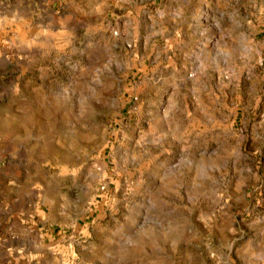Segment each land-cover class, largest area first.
Returning <instances> with one entry per match:
<instances>
[{
	"label": "rangeland",
	"instance_id": "obj_1",
	"mask_svg": "<svg viewBox=\"0 0 264 264\" xmlns=\"http://www.w3.org/2000/svg\"><path fill=\"white\" fill-rule=\"evenodd\" d=\"M11 171L27 264H264V0H0Z\"/></svg>",
	"mask_w": 264,
	"mask_h": 264
},
{
	"label": "crops",
	"instance_id": "obj_2",
	"mask_svg": "<svg viewBox=\"0 0 264 264\" xmlns=\"http://www.w3.org/2000/svg\"><path fill=\"white\" fill-rule=\"evenodd\" d=\"M14 174L4 173L0 184V264H18L14 261L20 257L27 264L35 251L36 235H45L46 216L50 220V214L36 208L34 184L13 185Z\"/></svg>",
	"mask_w": 264,
	"mask_h": 264
}]
</instances>
